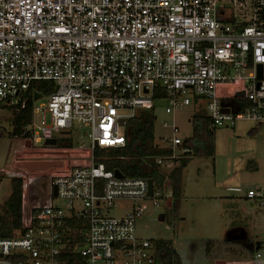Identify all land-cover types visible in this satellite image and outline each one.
<instances>
[{"label": "built area", "instance_id": "1", "mask_svg": "<svg viewBox=\"0 0 264 264\" xmlns=\"http://www.w3.org/2000/svg\"><path fill=\"white\" fill-rule=\"evenodd\" d=\"M36 81L53 91L33 100L23 135H11V164L0 168L21 180L27 226L0 238V264H155L154 242L137 237L135 223L147 202L168 204L186 139L162 124L171 136L150 147L171 154L154 157L155 179L118 178L94 150L123 148L129 121L154 114L160 99L165 114L204 104L210 129L262 124L264 0H0V110L23 108ZM81 128L90 147L63 146ZM36 159L60 166L20 165ZM245 198L264 207V189ZM120 201L129 212L108 216Z\"/></svg>", "mask_w": 264, "mask_h": 264}, {"label": "rangeland", "instance_id": "2", "mask_svg": "<svg viewBox=\"0 0 264 264\" xmlns=\"http://www.w3.org/2000/svg\"><path fill=\"white\" fill-rule=\"evenodd\" d=\"M167 101L154 103V141L171 136L169 129H162L166 122L174 123L180 139L192 135V116L205 105L192 103L173 114H165ZM36 120V117H34ZM12 111L0 110V168L9 166L10 150L17 147L11 137ZM86 128L70 135L73 148L90 147ZM213 156L192 157L182 171V192L178 215H173L160 202L155 207L147 202L142 217L135 223L140 239L170 241L179 257V264H216L219 261L243 260L250 264H264V250L255 258L256 243L264 239V207L245 198L248 190L264 189V122L239 121L233 127L213 130ZM40 170V169H39ZM35 171V170H34ZM12 180L0 176V205L4 215L5 201L11 193ZM132 203L117 202L107 210L110 217H121L129 212ZM163 214L164 220L158 216ZM235 229L242 230L250 248L228 238Z\"/></svg>", "mask_w": 264, "mask_h": 264}, {"label": "trees", "instance_id": "3", "mask_svg": "<svg viewBox=\"0 0 264 264\" xmlns=\"http://www.w3.org/2000/svg\"><path fill=\"white\" fill-rule=\"evenodd\" d=\"M54 85L48 81L33 82L22 96L23 108L12 109L13 137L21 136L31 121L33 100L40 95H48ZM192 135L185 140V146L191 151L176 160V165L168 174V184L171 192L169 208L177 216L180 208L182 192V171L192 157L213 156V130L210 120L200 109L192 116ZM155 116L150 111H141L130 120L126 130V144L123 148L95 149L96 160L108 171H119L125 177H143L155 179L157 173L152 168L154 157L170 155V150L152 149L150 144L154 139ZM28 135V134H26ZM63 146H71L69 140L63 141ZM163 179V176L160 177ZM4 215L0 205V238H12L23 232V213L21 211V180H12L10 196L5 201ZM162 246V245H161ZM165 246V245H163ZM161 264H179V257L172 247H162L158 252Z\"/></svg>", "mask_w": 264, "mask_h": 264}, {"label": "water", "instance_id": "4", "mask_svg": "<svg viewBox=\"0 0 264 264\" xmlns=\"http://www.w3.org/2000/svg\"><path fill=\"white\" fill-rule=\"evenodd\" d=\"M258 76L259 77L261 76V68H260V66L258 67ZM235 97L236 98H243L244 97V92L237 93L235 95ZM223 105L224 104H222V106ZM45 145L54 146V145H56V140L55 139L47 140L45 142ZM95 147H96V144H95ZM20 165L22 167L26 168V169H29V170H32V167H38L42 171L43 170H46L48 168L60 166V164L49 163V162H41V163H37V164L24 163V164H20ZM115 175L118 178H122L123 177L122 174L119 171H115ZM148 184H149V195H151V191H152V181L151 180H148ZM27 217H28V214L27 213H23V225H24V227L27 226ZM158 220L159 221H163L164 220V215L163 214H160L158 216ZM161 245H166L168 247H172L170 241H154V249H155V256H156L155 257V264H161L160 259H159L158 255H157V252H158L159 247Z\"/></svg>", "mask_w": 264, "mask_h": 264}, {"label": "flooded vegetation", "instance_id": "5", "mask_svg": "<svg viewBox=\"0 0 264 264\" xmlns=\"http://www.w3.org/2000/svg\"><path fill=\"white\" fill-rule=\"evenodd\" d=\"M41 162H46V160H38V159H36V160L29 161L28 163L37 164V163H41ZM32 170H39V168H38V167H32ZM164 217H165V216H164ZM229 237H230V238L237 239V241H238L240 244H242V245H244V244L247 242L246 234H245L242 230H240V229H238V230H234V231L230 234ZM162 247H166V245H165V246H163V245L160 246L158 252L162 249Z\"/></svg>", "mask_w": 264, "mask_h": 264}, {"label": "crops", "instance_id": "6", "mask_svg": "<svg viewBox=\"0 0 264 264\" xmlns=\"http://www.w3.org/2000/svg\"><path fill=\"white\" fill-rule=\"evenodd\" d=\"M258 125H261V124H258ZM235 230H238V229H235ZM231 234V233H230ZM230 234H228V238L230 239ZM231 240H237V239H234V238H231ZM239 243V242H238ZM240 244V243H239ZM240 245H242V244H240ZM244 245H246V246H250V243H249V241H248V239H247V242L244 244ZM260 245H261V243H256L255 244V248H253L252 249V247H251V250L253 251V250H255L256 252L259 250V249H261V247H260ZM250 248V247H249ZM216 264H250V263H248V262H244L243 260H241V261H238V262H235V260H231V261H227V260H223V261H219V262H217Z\"/></svg>", "mask_w": 264, "mask_h": 264}]
</instances>
